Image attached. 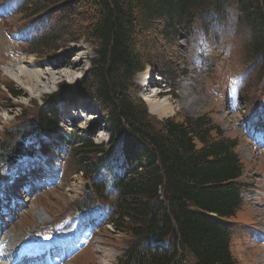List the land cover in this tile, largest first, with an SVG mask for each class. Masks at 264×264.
Instances as JSON below:
<instances>
[{"label":"trees","instance_id":"trees-1","mask_svg":"<svg viewBox=\"0 0 264 264\" xmlns=\"http://www.w3.org/2000/svg\"><path fill=\"white\" fill-rule=\"evenodd\" d=\"M0 5L14 6L23 21L34 24L28 49L40 57L61 44L83 41L91 48L85 77L60 84L36 112L37 124L19 135L35 150L39 136L56 133L58 104L94 103L112 133L108 142L96 144L78 131L63 140L75 174L92 185L87 199L106 200L109 189L116 195L110 224L126 240L117 264H237L229 223L242 202L236 142L208 115L158 120L137 97L133 81L147 67L173 81L162 40L202 35L207 45L229 55L247 83L243 104L253 96L257 104L264 84V0H0ZM170 87L174 92L173 82ZM245 111L257 115V105Z\"/></svg>","mask_w":264,"mask_h":264},{"label":"rangeland","instance_id":"rangeland-1","mask_svg":"<svg viewBox=\"0 0 264 264\" xmlns=\"http://www.w3.org/2000/svg\"><path fill=\"white\" fill-rule=\"evenodd\" d=\"M4 15L6 14H0V59L8 64H4L1 68L3 70L10 63L14 66L6 68L9 69L6 71L9 77L3 75V86L0 88V162L8 156L7 151L10 145H16L18 140L15 134L10 137L6 135L7 129L16 127V121L24 126L30 123L37 124L36 112L44 107V99L56 92L60 84L73 85L85 77L89 67L87 57L92 56L91 48L83 41L61 44L54 54L49 52L50 56L40 57L37 54L39 59L33 56L36 61L29 59V56H19V48L9 41L7 35L9 30L11 32L12 29L16 30L14 27L18 25V19L9 16L5 18ZM2 18L4 20H1ZM162 42L165 53L161 52L165 56V61L173 67L175 78L173 81L169 77L159 81L161 80L159 71L147 67L144 72L137 74L134 78L133 82L139 90L137 97L144 102L143 95L149 90L155 89L157 93L160 91L158 98L167 99L173 105L175 112L162 117L154 116L158 120L173 118L180 121L187 116L208 115L224 136L238 141L239 145L235 151L243 163V178L248 183L247 187L250 185L252 188L243 193V206L230 220L234 228L231 253L237 264H264V242H261L264 237V151L256 150L242 135L240 132V123L243 122L242 114L231 109L227 99L224 98L228 95L226 85L230 81L229 76L238 74L239 71L233 62H229L227 57H223L212 48H203L200 56L204 60L203 64H199L191 59V54L199 53L197 46H191L184 39L174 43L165 40ZM157 51L161 53L158 48ZM19 58H24V61L29 63L20 64L16 60ZM21 72H26L24 77ZM147 73H149L148 76H146ZM27 74L32 76L27 77ZM171 82L175 84L174 92L170 87ZM258 84L259 81L252 89L253 91L250 90L252 93L258 88ZM251 98V100L247 99L244 107L253 105L254 96ZM258 100L260 104L261 100L264 101V92ZM77 101H81L82 104L74 108H62L60 123L53 137V140L65 151H68L69 147L59 139L61 135L70 136L76 131L82 134L87 132L85 135H92L93 142L98 144L106 141L109 132L100 121L94 103H88L87 99ZM42 143L45 144L44 141ZM43 163L48 165V170L43 168ZM31 165L33 170L35 169V172L38 171L41 175L45 171L49 180L43 184L42 189L33 187L24 194L22 190V193L14 194L20 203L12 207L8 201L7 214H0V223L3 225L0 242L6 243L7 252L10 254L17 240L27 233L47 230L52 223L62 218H71L73 209L70 205L75 202L78 195L81 197L85 194L83 190L86 183L75 174L70 162H65L64 176L61 179L55 171H51L52 165L60 167L55 153L44 159L39 158ZM8 177L9 174L0 171V195L8 193L13 196L8 190L15 187L8 184ZM5 187L8 190H5ZM10 217L11 222L8 219ZM253 224L257 231L251 233ZM86 227L84 231H91L89 226ZM109 232L107 228L101 229L89 247L87 242L83 245L78 257L62 264H107L104 258L107 259L108 264H117L125 240L120 238L119 234L111 235L112 233L109 234ZM253 235L256 236L255 240H252L255 238ZM47 236L51 234L47 233ZM81 238L85 239L86 235ZM76 241L70 245V249L79 241L77 234Z\"/></svg>","mask_w":264,"mask_h":264},{"label":"bare ground","instance_id":"bare-ground-1","mask_svg":"<svg viewBox=\"0 0 264 264\" xmlns=\"http://www.w3.org/2000/svg\"><path fill=\"white\" fill-rule=\"evenodd\" d=\"M9 71V70H8ZM11 71V70H10ZM13 72V71H12ZM11 72V74H12ZM26 72H21L22 76L24 77V74ZM10 74V73H9ZM20 74V75H21ZM31 74V73H30ZM30 74H27V77L32 76ZM141 74V73H140ZM149 73L146 74V76H148ZM19 75V74H18ZM12 77V76H11ZM26 78V77H25ZM27 79V78H26ZM24 82V81H23ZM20 85V84H19ZM29 85V84H28ZM31 88V87H30ZM32 89V88H31ZM151 93H153L155 96H153ZM157 90L155 89H151L149 90V92H147L146 94L143 95L144 97V102L147 106V108H149V112L153 115V116H158V117H162V116H166L169 114H172L175 112V109H173V105L171 103H169V101L167 99H160L158 98L156 94ZM112 134V133H111ZM111 138V137H110ZM243 171V170H242ZM4 243L0 242V247H3ZM104 261L108 264V261L106 258H104Z\"/></svg>","mask_w":264,"mask_h":264}]
</instances>
